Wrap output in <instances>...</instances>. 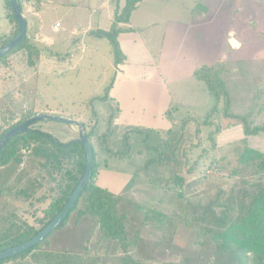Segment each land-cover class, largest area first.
Wrapping results in <instances>:
<instances>
[{"label": "rangeland", "instance_id": "rangeland-1", "mask_svg": "<svg viewBox=\"0 0 264 264\" xmlns=\"http://www.w3.org/2000/svg\"><path fill=\"white\" fill-rule=\"evenodd\" d=\"M198 1L156 0L153 11L161 15L156 19L159 21L156 28L158 34L166 31L165 17L176 22L186 21L190 9ZM77 2L80 9L71 13L75 12L80 19L69 21L68 26L64 24L66 21L58 19L61 16L59 10L47 11L48 16L42 26L48 39L44 40L43 36L41 44L38 43L40 73L29 90L31 95L28 101L33 108L30 114L43 111L54 115L53 110L57 112L56 116L81 122L85 133H91L97 167L95 181L100 187L129 200L122 208L129 213L131 235L140 227L147 208L171 219L172 226H175V240L181 237L187 241L190 238L193 240L198 229L202 228L219 231L217 222L203 225L191 219L188 207L174 203L175 191L167 192L164 183L171 174L172 159L180 162L178 173L185 176L183 166L186 164L182 166L180 161L182 155L186 154L192 164L204 150L206 154L200 159L198 169L186 178L188 189L182 190L187 202L200 201L203 204L212 199L218 189H222L224 194L220 197L221 201L227 206L234 205V189L241 178L252 179L248 171L247 174L231 178L226 159L223 163L217 161L215 165H210V160L212 157L216 160L224 157L232 160L231 165H234L245 146L264 151V133L245 136L242 127V119L254 123L264 120V6L259 4H264V0H207V5H204L210 12L207 25L202 24L201 31H197L196 35L194 32L187 36L178 34V31L174 33V27L169 25L164 49L156 56V61L160 62L158 68L152 66L154 69L151 73L142 74L141 78L121 70V66L117 65L122 63L115 66V56L106 39L84 35V29L89 27L86 8L96 9L99 1ZM233 3H236L238 10L234 20L229 13ZM200 6H197L198 9L204 10L202 4ZM148 11L149 8L141 7L135 16L144 18V12L147 14ZM218 12L220 15L215 17ZM2 16L1 9L0 24L4 25L6 23ZM258 17L261 19L260 25L255 27L253 22ZM102 20L99 27H109L107 21ZM56 23L62 25L58 30L53 29ZM67 28H74L75 36L66 32ZM232 34L234 40L239 42L238 47L230 42ZM73 37L76 41H72ZM153 51H157V48H153ZM145 62L150 63L149 60ZM216 62H224L235 71L224 76V87L233 84V94L224 101L223 87H220L217 105L221 114L215 113L206 119L205 113L216 101L204 90L203 83L193 77V72ZM210 81L211 87L217 91V84L212 79ZM223 112L231 117L223 116ZM197 127L200 129L199 137L195 135ZM32 128L48 133L61 144L77 139L76 128L62 122L41 120L35 122ZM216 129L217 134L214 133ZM213 141L215 149H211ZM20 154L21 159H18L21 164L17 169L13 162L8 169L0 171V191L3 190L0 203L1 199H6L10 208L20 205L21 196L26 192H15L16 183L12 179L21 169L30 178L47 176L46 172L44 174L40 169L32 172L33 169L27 166L34 157L29 151ZM40 157L38 159L42 160ZM36 160L31 161L34 163ZM42 183L45 185L48 180H42ZM216 212L223 219L231 218V214L225 213L224 209H217ZM20 215L26 217L22 211ZM232 215L235 220L237 214ZM29 220L32 221L31 218ZM151 233L149 227L142 231V241L137 249L141 259L147 264L168 262L171 253L156 246L160 233ZM101 236L91 223L85 222L68 224L56 230L49 242L54 247L88 248L101 252L104 247ZM116 256L121 254L117 253ZM103 264H119L112 249Z\"/></svg>", "mask_w": 264, "mask_h": 264}, {"label": "trees", "instance_id": "trees-1", "mask_svg": "<svg viewBox=\"0 0 264 264\" xmlns=\"http://www.w3.org/2000/svg\"><path fill=\"white\" fill-rule=\"evenodd\" d=\"M21 1L19 0V2ZM140 1L142 0H126L124 6L114 13L110 29L96 32L97 37L106 39L110 44L111 52L115 56V64L122 61L117 36L119 33L128 30L119 28L118 24L128 23L131 12ZM5 14L6 18L15 26L14 36L17 32V25L8 0H5ZM7 42L8 40L1 41L0 47ZM23 46L38 52L29 43L27 36L9 52ZM3 57H0V59ZM233 72L235 71L230 69L228 65L226 66L224 62L215 63L209 67L204 66L194 71L193 77L203 83L204 90L216 101V104L205 113L206 119L215 113L221 114L217 105L219 104L217 99L220 96L218 91L221 90L220 87H223L224 101L230 99L233 94L231 93L233 84L224 87V76H229ZM210 79L219 87L217 91L211 87ZM31 116L33 114L29 115V117ZM223 116L231 117L224 112ZM25 119L19 120L16 124H10V120H5L4 124H7V126L1 130L0 137L11 128L24 122ZM239 119L241 120V118ZM32 126L33 124L27 131L11 138L1 148L0 171L8 169L13 162L17 169L18 164H21L19 160L21 159L20 153L29 151L31 156L33 155L34 157L28 161L27 166L33 169L32 172L40 169L44 174L46 172L47 176L41 174L42 176L37 178H30L29 174L26 175L25 172H21L23 171L21 169L18 175L12 178L16 183L14 185L16 188L15 192L20 193L25 190L26 192H24V196H21L22 203L15 208H10V203L6 199H1L0 251L21 244L36 235L63 207L84 170V151L76 140L62 144L57 143L48 133L32 128ZM242 127L245 136L258 135L264 133V120L254 123L251 120L242 119ZM196 129L195 135L199 137L200 129L198 127ZM214 133L217 134L218 130L216 129ZM91 136V133H87L92 148ZM211 145V149H215L214 141ZM205 152L204 150L200 153L192 164L186 154H184L186 151L183 153L184 155H182L180 161L182 166L186 164L183 166L185 176L178 173L180 162L172 159L171 174L164 186L167 192L175 191L173 194L175 195L174 203L186 205L190 210L191 219L197 220L198 223L200 222L203 225L217 222L219 231L214 232L210 229L202 228L198 229L197 235H195L196 238H193V240L190 238V241H187L184 237L175 240V226H172L171 219L161 215L159 212H155L152 208H147L143 213L140 227L131 235L129 233L131 224L129 213L122 208L125 202L129 200L121 194H112L107 189L96 185L95 175L97 167L93 151L91 179L80 193L79 198L65 220L42 242L25 252L0 260V264L22 258L32 250L44 246L49 242L56 230L68 224L78 225L85 222L91 223L94 229L101 233L102 240L111 243L115 254H121V256L115 255L119 259V264L148 263L143 258L141 259L137 250L138 244L142 241V231L146 227L150 228L152 235H155L156 232L160 233V237L156 239V246L162 247L165 251L171 253L170 260L162 264H264V151L245 146L244 149L240 150L239 159L236 158L234 165H231L232 160L228 158L220 157L219 160L211 158L210 165H215L217 161L223 163L226 159V167L229 169L228 175L231 178L242 176L247 171L252 178H241L239 185L234 189V205L229 204L228 206L220 199L224 194L222 189H218L213 198L203 204L200 201L187 202V199L183 198L182 190L186 187L188 189L186 178L192 176L198 169V163L202 156L206 154ZM38 156H42L40 157L42 160H39ZM31 160H36L37 162H34V164ZM42 180H48V183L43 185ZM30 188L31 190H28ZM217 209H224L225 213L231 214V218L228 220L226 218L223 219L220 215L218 216ZM21 211L27 218L21 217ZM232 213L237 214L235 220ZM30 218L32 221L29 220ZM185 224L187 225V223ZM178 257L179 259H177Z\"/></svg>", "mask_w": 264, "mask_h": 264}, {"label": "crops", "instance_id": "crops-1", "mask_svg": "<svg viewBox=\"0 0 264 264\" xmlns=\"http://www.w3.org/2000/svg\"><path fill=\"white\" fill-rule=\"evenodd\" d=\"M97 1H99L100 4L96 7V9L86 8L88 13L87 21L89 27L84 29V35L90 34L93 35V37H97L96 32L108 31L112 26L114 13L120 10L126 2V0ZM155 2L156 0L140 1L137 3L135 9L131 12L128 23L118 24L119 28H125L128 30L119 33L117 36V43L119 45L122 57V61L118 63L122 64L117 66H121V70L127 74H137V78H141L142 74L144 75L148 72L151 73V71L154 69H152V66L158 68L160 62L156 61V56H159L164 49L163 43L165 41V36L167 34L169 25L174 27V33L178 31V34H183V36L186 34L187 36L188 34H193L195 32L194 35H196L197 31L201 29L202 24L206 23L207 25L206 21L208 19V15H210L207 7L204 6L207 5V0H199L194 5V7L190 9L188 13L189 17L186 21L176 22L165 17L164 27H166V31L163 30L162 34H158V30L156 28L158 27L159 21L156 19L161 15L160 12L154 13L153 11V4ZM248 2L254 3L253 1ZM200 4H202L204 10L198 9L197 6H200ZM259 4L264 6L262 3ZM20 6L22 14L27 22L26 36L29 43L32 44L38 50V52H34L27 46H23L15 51L7 53L3 58L0 59V131L7 126V124H4L5 120H10V124H16V122L19 120L30 118L29 115L33 108L31 106L32 104H30V101H28V98L31 95L29 90L33 88V81L35 83L40 73L41 55L39 52L40 45L38 46V43L41 44L40 41L44 36V28L42 24L44 19L48 16V9H53L56 11L59 10L61 16L58 19L66 21V23H64L62 20H59L62 21L66 26L69 25V21L74 22L80 19L79 15H77L75 12L74 14L71 13L73 10L80 9L77 0H22L20 2ZM141 7L149 8V11L147 14L144 12V18H136L135 13H137ZM0 8L2 9V17L6 23L4 25L0 24L1 44V41L10 40L13 37L15 26L9 19L6 18L5 0H0ZM229 10L230 17L232 20H234V16L238 12L236 3H233L231 9ZM219 15L220 14L218 12L214 16L217 17ZM262 17L264 19V14ZM102 18L104 19L102 20L103 22L106 23L107 21L109 27L105 29L99 27ZM260 20V17H258V19L253 22V26H259ZM38 24H40V27H38ZM65 30L66 32H69L71 36H75L76 34V30L74 28H67ZM145 36L147 39H145ZM231 38L233 41H235L234 34H232L230 37V42L232 44ZM46 39L48 38L45 37L44 40ZM72 41H76L74 37ZM160 41L161 45L159 44ZM154 42L157 43L153 44ZM235 42L237 45L234 46L232 44V46L238 47L239 42ZM155 47L157 48V51H153V48ZM148 60L150 63L145 62ZM113 63L115 64V59L113 60ZM213 64L215 63H212L211 65ZM211 65L204 66L209 67ZM34 69L35 72H33ZM114 69L117 73V67ZM35 87L36 84H34V88ZM17 95H20V97H17ZM51 112L54 115L57 114V112L53 110ZM41 113L44 112L39 111L34 115ZM77 118L78 117H76V119ZM95 183L97 186H99L96 181ZM109 192L119 195L112 191ZM111 249L114 251L111 243L106 240H104V247L103 251L101 250V252L90 251L88 248L70 249L67 247H54L51 242H48L44 246L32 250L22 258L6 261L2 264H103L106 257L109 256V251ZM115 255L116 254L114 253V256Z\"/></svg>", "mask_w": 264, "mask_h": 264}, {"label": "water", "instance_id": "water-1", "mask_svg": "<svg viewBox=\"0 0 264 264\" xmlns=\"http://www.w3.org/2000/svg\"><path fill=\"white\" fill-rule=\"evenodd\" d=\"M8 1L10 3L11 12L16 20L17 32L10 40H8L6 44L0 47V57L6 55L22 39H24L27 31V22L22 14L19 0H8ZM231 41L234 46L237 45V43L233 41L232 38ZM41 120L62 122L69 125L70 127L76 128V132H77L76 142L82 146L85 155L84 170L77 184L74 186L73 190L71 191L70 195L68 196L65 204L60 209V211L36 235H34L33 237H31L30 239H28L27 241L21 244L0 251V260L10 258L19 253L25 252L31 249L32 247L36 246L40 242H42L44 239H46L47 236L55 228H57L63 222V220H65V218L68 216L75 202L79 198L80 193L85 189L92 176L93 151L90 142L88 140L87 134L85 133L84 125L81 122H78L73 119H68L62 116H56L45 113L31 116L21 124L8 130L3 136L0 137V150L11 138L24 131H27L32 124Z\"/></svg>", "mask_w": 264, "mask_h": 264}, {"label": "built area", "instance_id": "built-area-1", "mask_svg": "<svg viewBox=\"0 0 264 264\" xmlns=\"http://www.w3.org/2000/svg\"><path fill=\"white\" fill-rule=\"evenodd\" d=\"M60 28V24L59 23H56L55 26H54V30H58Z\"/></svg>", "mask_w": 264, "mask_h": 264}]
</instances>
